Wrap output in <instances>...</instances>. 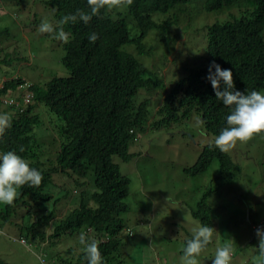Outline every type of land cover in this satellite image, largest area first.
<instances>
[{
    "label": "trees",
    "instance_id": "16d2710c",
    "mask_svg": "<svg viewBox=\"0 0 264 264\" xmlns=\"http://www.w3.org/2000/svg\"><path fill=\"white\" fill-rule=\"evenodd\" d=\"M183 1L131 0L128 3L117 0L105 6L88 24L63 25L68 38L62 41L65 54L61 62L68 75L51 78L44 85L32 84L35 103L22 112L11 110L8 113L9 110L0 108V113L10 114L12 121L11 127L0 136V152L17 150L30 166L42 173L38 187L21 186L11 206L1 205L0 227L11 219L20 222V216L15 214L22 206L25 209L22 218L31 221L25 229L28 237L45 239L44 230L48 229L53 233L52 238L87 233L99 241L105 264H112L122 244L120 235L124 223L121 216L128 211L124 200L130 181L113 158L126 163L133 158L130 146L136 139L130 130H143L146 125L145 110L140 108L143 116L134 111L146 102L136 105L134 99L139 97L140 91L155 90L157 85L154 73L143 67L133 53L149 54L143 40L150 34L164 33L163 27L171 22L170 16H176L178 10L183 11ZM200 1L206 12L227 7L243 8V13L251 16L245 17L243 22L207 26L209 61L206 69L190 73L174 85L158 111L163 116L162 121L154 123L152 128L166 126L177 116H189L195 110L201 114L209 132L219 134L226 126L229 108L216 99L206 79L209 63L213 60L222 68L232 70L237 90L264 89V0ZM119 4L126 7L131 24L117 17ZM46 6L52 13L50 21L53 23L76 9L89 10L86 0H49ZM92 32L98 35L94 43L87 39ZM131 47L136 50L132 54L127 51ZM9 61V54L0 57L5 65H9ZM20 83L8 81L0 93ZM38 105H43L59 121L55 126L59 149L52 154L44 152L40 146L43 143L38 140L42 125L35 113ZM256 134L259 133L254 136ZM21 146L23 152L18 151ZM213 160L219 161L220 174L229 172L234 166L228 151L222 152L215 145H209L200 152L189 173L192 176L204 173ZM73 190L78 192L74 197L70 196ZM59 194L61 197H54ZM51 199L55 206L64 199L59 205L69 209L67 216L55 221L56 215L50 210L38 216L35 210L38 203ZM210 213L206 199L192 211L200 224L213 227ZM15 228L20 229V224H15ZM21 236L26 243L28 239ZM82 256L81 250L71 260L72 264H86ZM58 261L56 257V263ZM0 264L9 263L0 259Z\"/></svg>",
    "mask_w": 264,
    "mask_h": 264
},
{
    "label": "rangeland",
    "instance_id": "374dc122",
    "mask_svg": "<svg viewBox=\"0 0 264 264\" xmlns=\"http://www.w3.org/2000/svg\"><path fill=\"white\" fill-rule=\"evenodd\" d=\"M47 1L27 0L22 5L14 0H0V57L9 54L10 58L9 65L0 62V75L18 73L26 83L35 85L68 75L61 62L65 54L63 40L38 31L42 20H51ZM186 8L187 18L185 22L181 20L185 32L182 43L180 40L179 45L174 43L173 34L172 40H164L163 33L150 34L143 40L149 55L135 56L141 63L145 64L146 59L150 62L155 77L162 81L159 87L163 82L169 86L176 76L177 80L182 78L184 74L179 72L184 69L183 65L192 70L204 68L206 26L226 21L223 10L206 12L200 0H191ZM118 12L123 15L122 9ZM23 93L24 87L20 86L5 98L19 99ZM0 108L6 107L0 105ZM35 113L42 121L39 142L45 140L43 150L52 153L58 146L55 126L59 121L43 105ZM197 117L193 114L179 124L149 128L131 144L130 153L134 155L131 161L113 158L121 173L130 180L124 200L128 211L121 219L131 234L123 231L122 244L112 264H182V245L199 223L192 211L206 193L215 230L212 241L197 257L198 264H211L215 249L224 244L232 246L231 264H255L259 245L256 230L264 229V136L237 141L228 150L234 154V166L228 174L219 175L216 162L204 173L191 176L187 168L196 162L202 148L215 139ZM63 201L56 206L52 199L41 201L35 210L38 216L49 210L57 216L64 210L59 205ZM43 207L46 210L42 211ZM23 213L25 209L21 206L15 214L20 216V222L11 219L0 227V259L9 264H72L71 260L81 253L80 234L52 238L53 233L48 229L44 230L45 239L28 237L25 229L31 221L22 218ZM17 223L20 229L15 228ZM21 235L28 239L26 243L22 242Z\"/></svg>",
    "mask_w": 264,
    "mask_h": 264
},
{
    "label": "clouds",
    "instance_id": "9594fccd",
    "mask_svg": "<svg viewBox=\"0 0 264 264\" xmlns=\"http://www.w3.org/2000/svg\"><path fill=\"white\" fill-rule=\"evenodd\" d=\"M190 1L191 0H184L181 3L183 5L182 8L183 11L179 12L180 10H178L176 12V16H170L171 22L168 24L167 27L166 26L163 27V31H164L163 34L165 35L163 38L164 40L166 38L172 40L171 34H173L174 43L177 44V41L179 40L182 43V41L185 38V32L183 30L184 25L181 22V20L185 22V19L187 18L186 4ZM16 2L23 5V2L24 4H26L27 0H23L21 2L16 1ZM47 2H49V0ZM110 2L112 4H115L117 3V0H86L87 7L89 9L88 11L84 9H76L75 12L73 13H68L63 15L57 21H55V23L47 19H44L38 25V31L40 33L51 34L54 39L67 41L68 34L65 32L63 25L68 23H76V22H83L84 24H88L92 20V18L94 16H98L101 10L105 8V6L109 5ZM127 2L130 3L131 0H127ZM119 5L117 7L119 10L121 9L123 10V15H121V13L119 12L117 17L123 18L124 22L126 21L127 24H129L130 22L128 20V15L125 13L126 7L123 5L120 6ZM222 10H223L222 14L224 16L223 20L226 19V21L222 23L235 22V21L243 22V20H245V17L247 18L251 16L249 14L248 15L244 14L243 8L235 9V8L227 7L221 9L220 11ZM228 11L230 13L227 16ZM222 23H217V24H222ZM207 31L208 30L206 26V33ZM87 39L89 40L90 43H94L97 41L98 35L97 33L92 32L87 36ZM207 46L208 45H207V36H206V55H207L206 66L204 68L199 67L198 69L192 70L186 67L185 65H183L182 67L184 69L181 72H179L181 74H184L182 78L188 76L190 73L206 69L209 61ZM133 47L126 49L127 51L129 50L130 53L132 54L133 51H136L134 50L135 47L134 48ZM133 54L134 56H140V57L149 55V54L139 55L135 53ZM144 61H146L145 64L141 62L139 63H141L143 67L147 68L151 74L155 73L154 69L151 68L150 62L147 59ZM180 61L181 58H179V62ZM152 76L155 75L153 74ZM177 78L179 77L176 76L175 78H173L174 82H171L169 86L163 82V85L161 86L162 89L161 87H159L162 84V81L160 83V81L156 79L157 85L155 87V90L152 89L149 91H144V90L140 91L139 97L134 99L136 105H139L142 102H146L145 106L139 107L140 106L139 105L134 108V111L140 113L142 116L143 113L140 112V108H143V110H145V115H146L145 116L146 125L143 130L140 129L138 131H135L134 129L130 130V133L135 134V139H136L135 141H138L141 135L146 134L147 130H149V128H152V125L154 123L162 121L163 116L159 115L158 111L163 107L164 100L165 98H167L171 89L180 79H182L180 78L179 80H177ZM206 79L210 82L213 91L215 93L216 99L222 102L223 105L227 106L229 108V111L227 112L226 114L227 116L225 118L226 126L220 130L218 135L211 134L208 128H206L205 125L203 124L206 131L209 134L215 136V139H214V143H209L205 145L202 148V150L206 148V146L215 145L217 148L220 149V151L227 152L233 145L236 144L237 141H245L249 138L264 136V89L262 90L253 89L251 91H244V92L237 90L233 82L232 70L230 68H222L221 65L217 63L215 60L209 63ZM50 80H48V82ZM8 81H13V82L21 81V83L16 85L15 87H10L6 89V92L4 94L0 93V105L5 106L6 107L5 109L9 110L8 113H11V110L22 112V110L26 106L33 105L35 103L34 93L31 90L32 83H26L23 79L19 77L18 73L10 76L0 75V92L5 87V84ZM20 86L24 87V93L19 99L13 97H10L8 99L5 98L7 93L13 91L15 88ZM193 114L199 115V117H197L198 122H202L201 114L193 110V112L189 116L179 115L177 116V118H174L175 120H172L171 123L167 124L166 126L162 125L161 127H158L156 129L169 127L173 123L179 124L183 120H188ZM9 116L11 115L7 113H0V136L4 134L6 129L11 127L12 121ZM46 124L49 125L48 122ZM254 133H259V134H256L254 136ZM40 135L41 134H38V136ZM44 142L46 141L45 140L43 141V139L42 142H40L43 143L42 145H40L41 149H43L42 147L44 146ZM58 149L59 148L56 145V147L52 150V153L58 151ZM18 151L23 152L24 148L21 146ZM229 153L231 157L234 155L232 150H230ZM216 162L218 163L217 172L219 175H226L229 173L226 172L220 174L219 161L213 160L211 166ZM195 163L187 168L186 171H188V173L195 165ZM189 174L192 176V173ZM41 180H42V173L37 168L30 166L29 161L23 158L21 155H19L17 153V150H7L0 152V205L11 206L14 203L15 198L18 196L17 188L25 185L30 188L38 187L41 183ZM128 193H129V189H128ZM73 194L76 195L78 194V192L74 191ZM208 196H209L208 193L204 195V197L197 203V207L195 210H197L199 203L203 199H206L207 206L209 207L207 202ZM68 211H69L68 208H64L63 212L57 214L56 217H59V219H63L65 216H67ZM46 214H48V212H45L43 215ZM56 217L54 220L55 221L59 220ZM199 223H197L196 227L193 229V234L191 238L188 239L182 245V255H181L182 264H198L197 257L210 244V242L213 239V233L215 229L208 224H199ZM123 231H126L127 233L131 234L129 229L125 228V226ZM256 232L259 239V245L257 248L258 258L256 259L255 264H264V229L258 228ZM79 244L82 246L81 249L83 253L82 259L86 262V264H105L104 258L98 246L99 241L97 239L89 237L87 233L82 232L79 235ZM232 251L233 249L230 244H224L223 246H218L215 249L214 257L211 259V264H231V260L233 257Z\"/></svg>",
    "mask_w": 264,
    "mask_h": 264
}]
</instances>
